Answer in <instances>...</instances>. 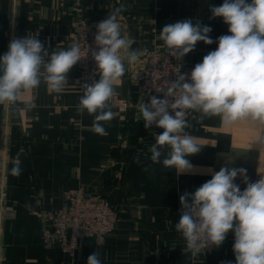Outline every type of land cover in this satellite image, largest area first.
<instances>
[{
	"label": "crops",
	"instance_id": "crops-1",
	"mask_svg": "<svg viewBox=\"0 0 264 264\" xmlns=\"http://www.w3.org/2000/svg\"><path fill=\"white\" fill-rule=\"evenodd\" d=\"M224 0H0V56L7 50L10 33L35 37L49 53L67 49L73 43L77 17L89 20L108 17L120 8L123 37L132 41L122 49L125 74L114 85V97L129 103L127 110L110 105L114 118L104 123L107 135L93 131L94 115L77 111L83 87L78 65L68 73V83L59 93L45 83L23 90L17 107L0 103V190L7 193L5 206L11 209L0 220V264H87V257L99 252L102 264H235L234 233L220 247L193 257L176 231L181 215L180 195L192 194L225 164L245 168L247 178L264 175V146L256 144L264 126L250 120L225 125L219 116L202 117L195 112L186 120L185 131L202 146L188 157L193 170L177 175L175 169L153 162L149 152L155 135L163 130L145 129L140 117L144 97L129 74L145 65L151 49L167 51L158 39L166 24L191 19L209 26L206 45L197 42L183 57L194 68L214 51L228 25L221 17L211 18V6ZM250 2V0H249ZM131 51L143 53L129 63ZM165 148L164 152L167 153ZM21 172L13 175V161ZM234 160V161H233ZM235 183L243 191L245 179ZM83 186L106 198L119 210L115 229L98 244L85 237L74 255L59 245L46 247L43 213L58 209L66 191Z\"/></svg>",
	"mask_w": 264,
	"mask_h": 264
},
{
	"label": "clouds",
	"instance_id": "clouds-1",
	"mask_svg": "<svg viewBox=\"0 0 264 264\" xmlns=\"http://www.w3.org/2000/svg\"><path fill=\"white\" fill-rule=\"evenodd\" d=\"M123 10L122 5L95 25L97 50L91 55L100 78L82 86L77 106L81 114L86 110L94 115L92 128L101 136L107 135L104 123L115 116L109 101L115 94V83L126 70L119 53L130 49L132 43L121 35L118 15ZM210 10L211 18L221 17L228 25L229 34L217 39L218 47L205 55L190 75L175 67L177 79L161 91L164 98L152 96L139 109L145 129L153 125L163 129L155 135L150 159L159 163L163 156V166L175 169L177 175L193 170L188 157L202 148L185 131L190 127L185 110L200 112L202 117L219 116L225 125L250 120L264 126V0H224ZM211 31L198 21L183 19L166 24L158 39L173 58L181 61L197 42L211 45ZM142 54L129 52L128 62H136ZM85 57L75 42L67 49L49 53L37 36L11 40L8 51L0 56V103L14 102L21 91L38 88L42 82L52 91L61 92L70 70ZM256 144L264 146V135ZM11 172L16 176L21 172L15 160ZM238 176L245 179L243 191L235 183ZM180 205L175 228L193 257L209 246L220 247L231 231L235 264H264V175L248 182L245 168L225 164L194 193L180 195ZM99 256V252L91 253L87 264H102Z\"/></svg>",
	"mask_w": 264,
	"mask_h": 264
},
{
	"label": "built area",
	"instance_id": "built-area-1",
	"mask_svg": "<svg viewBox=\"0 0 264 264\" xmlns=\"http://www.w3.org/2000/svg\"><path fill=\"white\" fill-rule=\"evenodd\" d=\"M106 18L89 20L84 16H79L73 24V43H78L82 57L86 56L77 63L78 80L81 86L85 83H95L100 78L91 52L97 50L94 42L95 25ZM118 23L123 37V21L120 17H118ZM25 37L10 33L7 37V50L11 40ZM121 52L122 50H120V56ZM177 66H180L182 74L190 75L193 69L188 67L183 59L177 61L168 51L163 52L154 48L148 51L144 66L130 71L129 76L138 84L139 91L144 97V103H149L152 96L164 98L161 91L171 87V83L176 81L177 75L174 68ZM6 104L9 107H17L18 99L14 102L6 101ZM109 105H115L122 110H127L129 107L127 100L114 96L109 101ZM195 112L185 110V119ZM259 178L260 175L256 174L247 178V181L256 182ZM245 187L246 183L243 190ZM6 196V191L0 190V220L12 211L5 206ZM42 216L46 222L42 229L44 245L46 247L59 245L64 252L74 255L85 237H93L98 244L102 243L114 231L119 220V210L106 198L88 192L83 186H77L66 191L64 201L58 209L47 211ZM214 248L215 246H209L201 253H210Z\"/></svg>",
	"mask_w": 264,
	"mask_h": 264
}]
</instances>
